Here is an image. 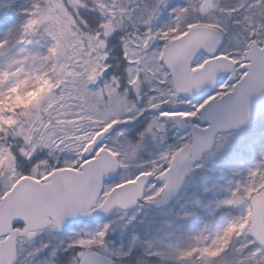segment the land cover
<instances>
[{
    "label": "snow or ice",
    "instance_id": "obj_1",
    "mask_svg": "<svg viewBox=\"0 0 264 264\" xmlns=\"http://www.w3.org/2000/svg\"><path fill=\"white\" fill-rule=\"evenodd\" d=\"M25 15L0 55L13 37L30 45L38 35L45 51L0 66V264H264V150L219 202L237 214L218 230L205 225L187 244L112 235L136 226L128 210L141 201L178 193L218 133L264 113V0H33ZM207 88L189 110L166 107ZM146 113L158 115L134 138L127 126ZM167 121L191 130L137 164L149 140L167 139ZM114 211L62 248L42 239L69 218Z\"/></svg>",
    "mask_w": 264,
    "mask_h": 264
},
{
    "label": "rangeland",
    "instance_id": "obj_2",
    "mask_svg": "<svg viewBox=\"0 0 264 264\" xmlns=\"http://www.w3.org/2000/svg\"><path fill=\"white\" fill-rule=\"evenodd\" d=\"M172 2L179 6L183 0H172ZM32 3L33 0H0V41L7 38L5 37V29L6 27L12 29L13 20H17L18 24L14 30L17 36L19 35L20 26L27 19L25 10L30 8ZM1 20L4 22H1ZM30 39L33 40V43L28 45L17 43L16 37L10 38L5 48L7 52H3V55H0V66H3L9 59L24 54L26 49L33 54L45 51L43 47L44 41L38 35L30 37ZM145 92H147V87H145ZM206 98H202V100L197 102L191 101V104L166 107L170 109L175 107L177 111L189 110L192 105L203 102ZM31 99H35V97ZM144 100H147V96L144 97ZM154 116L156 115L146 113V118H141L142 122L140 124L128 125L129 134L136 138L137 134L143 130ZM184 136L186 134L172 131L167 126V139L163 141L149 140L147 149L141 153V157L136 163L139 164L153 158L160 151L179 143ZM220 137H227V139L224 140ZM220 137L216 140L214 150L199 163L203 167L196 169L194 175L191 176L184 186V191L171 205L162 208V210H154L142 205V207L140 206L136 210L128 212V216H137L136 226L130 225L127 229L117 228V231L112 235L117 238L118 244L120 243L119 238L123 236V242L126 245L133 234H139L143 240L164 239L169 234H175L182 239L183 243L187 244L188 240L186 237L188 235L194 234L205 225L212 231H216L231 216L237 214L235 210L218 207V204L230 196V189L234 187L235 182L247 180L248 170L259 162V152L264 150V117L252 128ZM107 142L112 143V140L109 139ZM136 171H138L136 168L129 170L131 173ZM123 175L124 170H121L117 179L109 183L119 181ZM184 213H191L190 218L182 219L181 216ZM119 215L120 213L117 212L107 220L77 223L75 227L63 235L46 234L42 239H51L53 247L60 246L62 248L74 232L92 230L99 224L108 222L109 219ZM140 221H144V223L140 224ZM156 246L159 247V244ZM143 259L146 264H164L157 257L149 258L144 256Z\"/></svg>",
    "mask_w": 264,
    "mask_h": 264
},
{
    "label": "water",
    "instance_id": "obj_3",
    "mask_svg": "<svg viewBox=\"0 0 264 264\" xmlns=\"http://www.w3.org/2000/svg\"><path fill=\"white\" fill-rule=\"evenodd\" d=\"M218 83H219V82H218ZM212 90H213L212 88H207V89L201 90V91L198 92V93H195V94L192 95V96H188V97H186V98H188V99H194V100H196V99H201L202 97L207 96L209 93H211ZM255 111H256V106L254 105V113H255ZM262 115H264V113H261V114H260L259 116H257V117H256L251 123H249L248 125H246V126L243 127V128H247V127H250V126L255 125L256 122H257V120H258L257 118L260 117V116H262ZM166 123H168L169 125H177V127H178L181 131H183V132L188 131V130H191V129H190V126H188V125H181V124L176 123L175 121H167ZM235 130H236V129H231V130H227V131H224V132H221V133H225V132H228V131H235ZM218 134H220V133H218ZM213 147H214V146H213ZM212 149H213V148H212ZM212 149L206 151L205 153H208V152L212 151ZM205 153H204L199 159H197V160L195 161V164H198V163L202 160V158H203V156L205 155ZM193 172H194V170L191 171V172H189V173L186 175V177H185V181H184V184H185L186 179L188 178V176H189L190 174H192ZM119 173H120V170H118V171H116V172H114V173H112V174H109V175L105 178V181H104V182H107V181H113L115 178H117V176L119 175ZM184 184H183V186H184ZM183 186L181 187V189L179 190L178 193H176L175 195H173V196H172L171 198H169L167 201H164V202H162V203H160V204H152V205H147V204H146V205L149 206V207H152V208H154V209H156V210H160V209H162L163 207H165V206L169 205L170 203H172V202L174 201V199H176V198L179 196V194L184 190ZM143 203H144V201H141V202H140V204H143ZM140 204L137 205V206H135L134 208L129 209L128 212L137 209V208L140 206ZM107 217H108L107 215H105V214H103V213H99V214H93L92 217H73V218H69L68 221H66L65 227L62 229V231H61L60 233H61V234H62V233H65L67 230H69L70 228H72V227L75 225L76 222H79V221H83V222H86V221H97V220L106 219Z\"/></svg>",
    "mask_w": 264,
    "mask_h": 264
},
{
    "label": "trees",
    "instance_id": "obj_4",
    "mask_svg": "<svg viewBox=\"0 0 264 264\" xmlns=\"http://www.w3.org/2000/svg\"><path fill=\"white\" fill-rule=\"evenodd\" d=\"M16 5H17V4H16ZM2 16H3V15H2ZM2 16H1V17H2ZM1 22H4V21L1 20ZM12 22H13L12 29H15V27H16L17 24H18V23H17V20H13ZM5 23H6V22H5ZM7 24H8V23H7ZM5 25H6V24H5ZM5 25H4V26H5ZM9 29H10V27H6V29H5V37H7V33H8V30H9ZM0 39H1V38H0ZM3 52H7V50H6V49H3Z\"/></svg>",
    "mask_w": 264,
    "mask_h": 264
}]
</instances>
